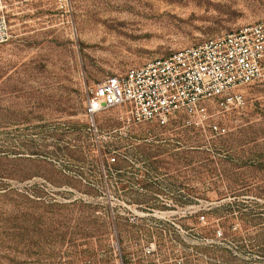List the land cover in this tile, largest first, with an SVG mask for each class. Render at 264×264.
I'll use <instances>...</instances> for the list:
<instances>
[{
  "label": "rangeland",
  "instance_id": "rangeland-1",
  "mask_svg": "<svg viewBox=\"0 0 264 264\" xmlns=\"http://www.w3.org/2000/svg\"><path fill=\"white\" fill-rule=\"evenodd\" d=\"M5 1L0 264H264V80L200 127L85 114L92 86L264 22V0Z\"/></svg>",
  "mask_w": 264,
  "mask_h": 264
},
{
  "label": "built area",
  "instance_id": "built-area-1",
  "mask_svg": "<svg viewBox=\"0 0 264 264\" xmlns=\"http://www.w3.org/2000/svg\"><path fill=\"white\" fill-rule=\"evenodd\" d=\"M12 38L5 0H0V45ZM264 80V22L223 33L169 57L151 60L92 86L85 114L91 125L109 109L125 107L134 124L166 127L179 118L204 126L209 107L221 112L242 108L243 88ZM216 132L224 131L215 125ZM116 162V158H111Z\"/></svg>",
  "mask_w": 264,
  "mask_h": 264
},
{
  "label": "bare ground",
  "instance_id": "bare-ground-1",
  "mask_svg": "<svg viewBox=\"0 0 264 264\" xmlns=\"http://www.w3.org/2000/svg\"><path fill=\"white\" fill-rule=\"evenodd\" d=\"M114 23H115V22H112V23H107V22H106L105 24L108 25V26H112V25H114ZM116 24H117V23H116Z\"/></svg>",
  "mask_w": 264,
  "mask_h": 264
}]
</instances>
